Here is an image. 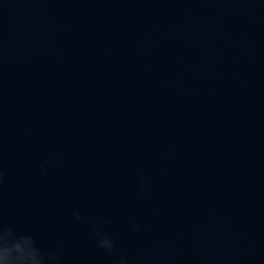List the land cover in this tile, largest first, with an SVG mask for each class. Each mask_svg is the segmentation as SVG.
I'll return each mask as SVG.
<instances>
[{
    "label": "water",
    "instance_id": "water-1",
    "mask_svg": "<svg viewBox=\"0 0 264 264\" xmlns=\"http://www.w3.org/2000/svg\"><path fill=\"white\" fill-rule=\"evenodd\" d=\"M0 171L64 264H264V0H0Z\"/></svg>",
    "mask_w": 264,
    "mask_h": 264
},
{
    "label": "clouds",
    "instance_id": "clouds-1",
    "mask_svg": "<svg viewBox=\"0 0 264 264\" xmlns=\"http://www.w3.org/2000/svg\"><path fill=\"white\" fill-rule=\"evenodd\" d=\"M168 153L170 156L175 155V145L169 147ZM47 163L55 166L56 161L50 159ZM40 172L46 175L47 168L41 165ZM137 180V190L144 194L145 180L143 177H138ZM3 182V172L0 171V186ZM73 216L76 219L82 218L79 210H75ZM130 227L133 231H141L140 225L135 220L130 221ZM95 235L97 247L113 258V264H132L129 257L116 254V242L111 236L98 229ZM199 235L198 232H193L194 238H199ZM64 246L63 235L58 238L56 246L44 247L35 235L19 231L15 225L5 221L3 207L0 204V264H64ZM196 264H213V258L202 255Z\"/></svg>",
    "mask_w": 264,
    "mask_h": 264
}]
</instances>
